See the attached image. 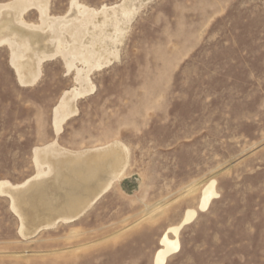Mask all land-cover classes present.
<instances>
[{
    "label": "rangeland",
    "instance_id": "obj_1",
    "mask_svg": "<svg viewBox=\"0 0 264 264\" xmlns=\"http://www.w3.org/2000/svg\"><path fill=\"white\" fill-rule=\"evenodd\" d=\"M48 1L49 15L69 14L71 0ZM77 1L133 9L118 54L90 72L94 90L57 134L53 107L77 86L74 69L49 57L21 85L0 45V180L30 177L33 148L54 140L70 150L122 142L125 176L77 220L35 234L20 233L0 194V264H153L161 233L197 208L212 178L217 197L183 226L165 264H264V0ZM23 17L40 22L35 8ZM69 192L79 189L52 185L49 200Z\"/></svg>",
    "mask_w": 264,
    "mask_h": 264
},
{
    "label": "bare ground",
    "instance_id": "obj_2",
    "mask_svg": "<svg viewBox=\"0 0 264 264\" xmlns=\"http://www.w3.org/2000/svg\"><path fill=\"white\" fill-rule=\"evenodd\" d=\"M48 4V0L0 2V45L10 48L11 66L21 85L33 84L40 75L42 62L49 57L60 55L67 69H74L77 86L65 90L53 107V125L58 134L65 120L77 112L75 102L94 90L90 72L109 63L111 56L116 58L115 45L122 33L120 23L130 18L133 9L122 3L97 10L71 0L69 14L51 16ZM31 8L39 13L37 24L28 23L23 17ZM3 14L10 18L2 19ZM42 39L46 43L35 47ZM33 155L36 171L30 177L15 184L0 180V194L10 199V208L21 221L22 235L77 220L112 183L125 176L128 149L117 140L92 149L70 150L54 140L34 147ZM52 185L79 189V193H65L63 203L53 206L49 200ZM215 185L214 178L206 182L197 208H186L178 223L164 229L153 254V264H165L169 256L179 251L180 230L195 219L198 211L208 209L218 195ZM28 220L36 225L26 229Z\"/></svg>",
    "mask_w": 264,
    "mask_h": 264
}]
</instances>
